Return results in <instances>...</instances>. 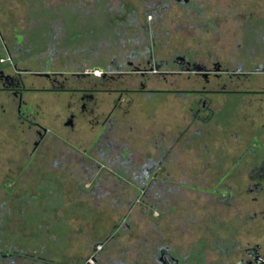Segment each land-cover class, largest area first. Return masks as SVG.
Wrapping results in <instances>:
<instances>
[{"label": "rangeland", "instance_id": "1", "mask_svg": "<svg viewBox=\"0 0 264 264\" xmlns=\"http://www.w3.org/2000/svg\"><path fill=\"white\" fill-rule=\"evenodd\" d=\"M195 64L233 91L188 92L213 86ZM261 69L264 0H0V73L29 117L0 78V264L187 263L247 226L264 242L244 183L264 159Z\"/></svg>", "mask_w": 264, "mask_h": 264}, {"label": "flooded vegetation", "instance_id": "2", "mask_svg": "<svg viewBox=\"0 0 264 264\" xmlns=\"http://www.w3.org/2000/svg\"><path fill=\"white\" fill-rule=\"evenodd\" d=\"M186 1L181 2V4L185 3ZM180 3V2H179ZM141 60V58H139ZM178 61H181L183 63L186 62L185 58L183 59H177ZM143 61V60H141ZM132 63V62H131ZM189 64V63H188ZM151 69L149 71L151 72H155L157 73L159 71V67L158 65H156L155 67L151 66ZM187 69H189V71L193 72L194 74L197 75H203L206 80L210 83L211 78L212 77H217L220 76L221 73H224V69H222L218 64H213L212 67H207L204 65H198L195 64L194 66H189V67H185ZM94 70H98L99 71V75L97 73L94 74ZM147 69L146 68H142V67H138L136 65H130L129 70L127 71L128 74H138V73H142L145 74L147 73ZM254 71V70H253ZM260 72H264V69L258 70ZM85 74H89V75H94V76H101L102 74H105V71H103L101 68L99 67H93L91 69H86L84 70ZM247 73V72H246ZM97 74V75H96ZM0 78H3L5 80V82L3 83V86H1L2 88L8 90L9 92L12 93V95L16 98L17 100V112L18 115L17 117L22 119L21 122H29V117H28V113L26 111V108L23 107L22 104V95L24 92H27V90L22 87L19 82H16V80L11 77V76H3L2 73H0ZM16 82V83H14ZM12 84H15L14 86H12ZM211 84V83H210ZM213 85V84H211ZM218 87L214 88L213 86L207 87L206 85H204L202 88L198 89L199 87H197L194 90H189L188 92L190 93H196V94H200L202 92H207V93H226L228 91H233L230 88L227 87L226 83H223L220 85L218 83ZM140 91L143 92H148V93H157L160 92V90L158 88H152V87H148L145 86L143 88H138ZM137 88H130L128 90H124V91H137ZM51 90H59V89H52ZM100 90V89H99ZM105 89L103 88L100 91H104ZM74 91H76L78 93V97H79V101L81 100H86L89 98H92L91 93L98 91L96 88H82V87H77L76 89H74ZM175 93H180V92H184V91H180V90H172ZM235 91V90H234ZM187 92V91H185ZM246 92H252L254 94H262L264 95V89H259V90H252V91H246ZM21 98V100H20ZM200 95L198 96V98L196 99V101L198 102L200 99ZM257 102H261V109L256 111V113H258L259 117H261V119H263L262 121L264 122V98L262 99H258L256 100ZM255 101V102H256ZM202 102V101H201ZM96 105V103L94 104V106ZM263 107V109H262ZM85 109V108H82ZM93 112V110H92ZM262 127L264 130V123H262ZM33 123H29L28 126H32ZM36 134L38 136V138H40L41 136L43 137V132H40L39 130H36ZM43 134V135H42ZM261 137L264 138V132L262 133ZM256 138H254L252 145L256 144ZM258 144V143H257ZM259 144H260V140H259ZM35 148H33L34 150ZM244 150L241 151V153L244 154L247 152H250V156L252 157V159L256 158V159H261L260 155L257 154V152L259 153V149L255 150L253 147H245L243 148ZM263 163H260L258 166H261L259 168H257V165H253V167L251 168V175L249 176V180H245L246 183L245 184V193H248L250 195H253L252 200L253 203H260L262 204V206L259 208V212H260V216L264 217V159L262 161ZM221 196H225V193H222ZM259 201V202H258ZM263 201V202H262ZM242 205V204H241ZM247 216V215H246ZM249 218L252 219H256L257 218V213H251L248 214ZM242 218V217H241ZM250 223V222H248ZM237 236V243H228L227 245H224L225 243L222 242V240L217 239L216 241L213 242L212 246H217V251L219 256L217 255L216 258L215 255L213 254L212 250H209L208 252H205L206 254H203L202 250L205 249H198L194 251V254L191 256L190 260L187 263H180V260L177 257H170L167 254H165L163 256V260H162V264H264V242L257 240L254 236H252L251 234V227L247 226L245 228H241L240 230L236 231ZM240 239V240H239ZM253 240V242H250L251 240ZM233 247V248H232ZM230 251H235L234 254L229 255ZM188 257V256H187ZM188 259V258H187ZM87 264H95V262L92 259H88L87 260Z\"/></svg>", "mask_w": 264, "mask_h": 264}, {"label": "built area", "instance_id": "3", "mask_svg": "<svg viewBox=\"0 0 264 264\" xmlns=\"http://www.w3.org/2000/svg\"><path fill=\"white\" fill-rule=\"evenodd\" d=\"M93 72H94V74L97 73L99 75V71L98 70H94Z\"/></svg>", "mask_w": 264, "mask_h": 264}, {"label": "water", "instance_id": "4", "mask_svg": "<svg viewBox=\"0 0 264 264\" xmlns=\"http://www.w3.org/2000/svg\"><path fill=\"white\" fill-rule=\"evenodd\" d=\"M20 100H21V98H20Z\"/></svg>", "mask_w": 264, "mask_h": 264}]
</instances>
